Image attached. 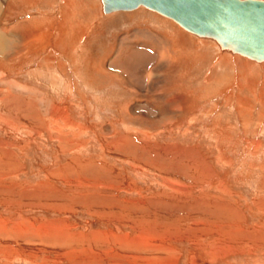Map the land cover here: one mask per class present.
<instances>
[{"label":"rangeland","instance_id":"1","mask_svg":"<svg viewBox=\"0 0 264 264\" xmlns=\"http://www.w3.org/2000/svg\"><path fill=\"white\" fill-rule=\"evenodd\" d=\"M102 13L0 0V264H264V63Z\"/></svg>","mask_w":264,"mask_h":264},{"label":"water","instance_id":"2","mask_svg":"<svg viewBox=\"0 0 264 264\" xmlns=\"http://www.w3.org/2000/svg\"><path fill=\"white\" fill-rule=\"evenodd\" d=\"M104 14L146 7L222 52L264 63V0H100Z\"/></svg>","mask_w":264,"mask_h":264},{"label":"bare ground","instance_id":"3","mask_svg":"<svg viewBox=\"0 0 264 264\" xmlns=\"http://www.w3.org/2000/svg\"><path fill=\"white\" fill-rule=\"evenodd\" d=\"M26 0H21V1H19V0H16V2H25ZM69 3V2H68ZM56 4V3H55ZM49 5V4H48ZM52 5H53V3H52ZM64 6H66V5H64ZM48 8H49V6H48ZM68 8V7H67ZM66 8V9H67ZM70 8V7H69ZM141 8H146V7H138V8H136V9H134V10H130V11H116V12H112V13H106L105 15H111V14H114V13H117V12H132V11H136V10H138V9H141ZM36 9V8H35ZM38 9V8H37ZM146 9H148V8H146ZM150 10V9H149ZM34 11V10H33ZM42 11V10H41ZM66 11V10H65ZM150 11H152V12H155V11H153V10H150ZM155 13H157V12H155ZM103 14V13H102ZM157 14H159V13H157ZM159 15H161V14H159ZM161 16H163V15H161ZM163 17H165V16H163ZM165 18H167V19H169L168 17H165ZM31 21H29V19L28 20H26V21H24V22H20V24H17L16 26H14L12 29L10 28V27H8V28H10L11 29V31H12V33H17V35H18V37H20V39L22 40V41H28L29 39H30V41L27 43V45L19 52V53H17V55H24V54H27V53H30L32 50H37V49H40V48H45V46H47V45H53V48H55L56 49V47H54V45H56L57 46V43H56V40H59V37H61L62 35H61V33H60V31H61V26L60 25H58L55 29H57V33L55 32V33H53L52 35H50L51 34V32H52V25H51V22H46L47 23V26H44V22H39V20H40V17L39 16H37V18H35V19H30ZM170 20H172V19H170ZM29 21V22H28ZM38 21V24H35L36 22ZM173 21V20H172ZM60 22V21H59ZM176 23V22H175ZM33 24H35V25H37L38 27H35ZM177 24V23H176ZM20 25H24V27H25V29H26V31H24V32H21V31H18V29H17V27L18 26H20ZM177 25H179V24H177ZM34 26V27H33ZM180 26V25H179ZM21 27H23V26H21ZM63 27V26H62ZM69 27V26H68ZM71 27V26H70ZM181 27V26H180ZM67 28V27H66ZM182 28V27H181ZM5 29V28H4ZM17 29V30H16ZM64 30H66V29H64ZM4 31V30H3ZM63 31V30H62ZM50 33V34H49ZM66 35V32L64 33V36ZM71 35V34H70ZM3 37H4V35L0 32V51H2L3 50V48H5L6 47V42H5V40H3ZM71 37V36H70ZM5 39V38H4ZM207 40V39H206ZM211 41V40H210ZM213 42V41H212ZM216 46H217V44H216ZM218 47V46H217ZM219 48V47H218ZM53 51L55 52V50L53 49ZM224 53H226V52H224ZM15 56H16V53L13 55V56H11V58H9V60H13L14 58H15ZM1 79V78H0ZM25 88V87H24ZM24 88H21L22 90L24 89ZM26 89V88H25ZM27 92H30V90L28 89L27 90ZM36 95V94H35ZM53 109H54V107H53ZM52 109V110H53ZM9 110V109H8ZM49 110V109H48ZM5 114V113H4ZM2 119V118H1ZM48 233V232H47ZM142 240V239H141ZM133 242V241H132ZM146 241H144V243L143 244H145V247H147L146 246V244L148 243V242H146ZM124 243V242H123ZM140 244V243H139ZM150 246V245H149ZM148 260V259H147ZM147 260H146V262H147ZM149 261V264H151V261H154L152 258L150 259V260H148ZM86 263V262H85ZM138 264V263H137Z\"/></svg>","mask_w":264,"mask_h":264},{"label":"crops","instance_id":"4","mask_svg":"<svg viewBox=\"0 0 264 264\" xmlns=\"http://www.w3.org/2000/svg\"><path fill=\"white\" fill-rule=\"evenodd\" d=\"M40 14H41V13L38 14V16L40 17V20H39L40 22H45V21H46V22H48V21L51 22V19H50V20H49V19H44V21H42V18H41V16H40ZM63 16H64V14H63ZM61 18H63L62 15H61ZM52 52H54V51L52 50Z\"/></svg>","mask_w":264,"mask_h":264}]
</instances>
